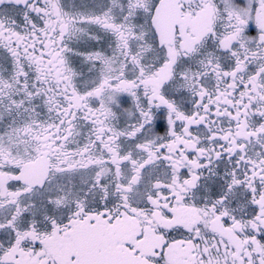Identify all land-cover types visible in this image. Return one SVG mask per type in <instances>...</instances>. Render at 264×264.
I'll use <instances>...</instances> for the list:
<instances>
[{
    "label": "flooded vegetation",
    "instance_id": "af4514ba",
    "mask_svg": "<svg viewBox=\"0 0 264 264\" xmlns=\"http://www.w3.org/2000/svg\"><path fill=\"white\" fill-rule=\"evenodd\" d=\"M161 2L0 8V264H264V0Z\"/></svg>",
    "mask_w": 264,
    "mask_h": 264
},
{
    "label": "water",
    "instance_id": "95a60500",
    "mask_svg": "<svg viewBox=\"0 0 264 264\" xmlns=\"http://www.w3.org/2000/svg\"><path fill=\"white\" fill-rule=\"evenodd\" d=\"M34 0H0V8L3 6H25ZM170 0H162L156 10V16L163 14ZM154 28L158 34L160 45L166 42L167 29L163 24L154 20ZM48 174L42 180L45 183ZM104 230L99 225L78 226L72 232L76 243L79 264H152L148 260L135 257L126 253H118L112 250H100V244L104 238Z\"/></svg>",
    "mask_w": 264,
    "mask_h": 264
}]
</instances>
